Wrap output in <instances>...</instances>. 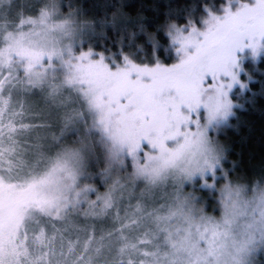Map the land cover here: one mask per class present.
Returning a JSON list of instances; mask_svg holds the SVG:
<instances>
[{
    "label": "snow or ice",
    "instance_id": "6c2138e0",
    "mask_svg": "<svg viewBox=\"0 0 264 264\" xmlns=\"http://www.w3.org/2000/svg\"><path fill=\"white\" fill-rule=\"evenodd\" d=\"M246 106L264 0H0V264H264Z\"/></svg>",
    "mask_w": 264,
    "mask_h": 264
},
{
    "label": "trees",
    "instance_id": "16d2710c",
    "mask_svg": "<svg viewBox=\"0 0 264 264\" xmlns=\"http://www.w3.org/2000/svg\"><path fill=\"white\" fill-rule=\"evenodd\" d=\"M128 2L138 4L141 0ZM84 3L102 4L103 0H84ZM238 117L233 119L235 127L227 130L222 141L231 145L230 159L239 160L242 173L251 177L264 159V115L259 111V106L255 110L246 106L238 110Z\"/></svg>",
    "mask_w": 264,
    "mask_h": 264
},
{
    "label": "rangeland",
    "instance_id": "374dc122",
    "mask_svg": "<svg viewBox=\"0 0 264 264\" xmlns=\"http://www.w3.org/2000/svg\"><path fill=\"white\" fill-rule=\"evenodd\" d=\"M221 139H222V137H221Z\"/></svg>",
    "mask_w": 264,
    "mask_h": 264
}]
</instances>
